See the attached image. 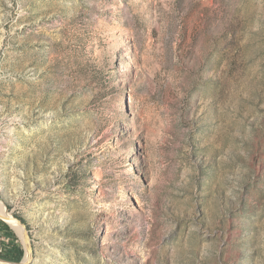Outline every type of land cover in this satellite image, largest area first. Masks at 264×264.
I'll use <instances>...</instances> for the list:
<instances>
[{
    "label": "rangeland",
    "instance_id": "374dc122",
    "mask_svg": "<svg viewBox=\"0 0 264 264\" xmlns=\"http://www.w3.org/2000/svg\"><path fill=\"white\" fill-rule=\"evenodd\" d=\"M0 205L24 264H264V0H0Z\"/></svg>",
    "mask_w": 264,
    "mask_h": 264
},
{
    "label": "trees",
    "instance_id": "16d2710c",
    "mask_svg": "<svg viewBox=\"0 0 264 264\" xmlns=\"http://www.w3.org/2000/svg\"><path fill=\"white\" fill-rule=\"evenodd\" d=\"M16 219L23 223L20 218L17 217ZM0 223L5 228L6 237L14 239L15 236L13 232L8 228V226L2 222ZM23 255L24 251L20 246H12L11 248H4V251L0 252V259L10 263H19L22 260Z\"/></svg>",
    "mask_w": 264,
    "mask_h": 264
},
{
    "label": "bare ground",
    "instance_id": "6f19581e",
    "mask_svg": "<svg viewBox=\"0 0 264 264\" xmlns=\"http://www.w3.org/2000/svg\"><path fill=\"white\" fill-rule=\"evenodd\" d=\"M8 213V212H7ZM6 213V211L3 209V207H2V205H0V216L1 217H3V218H5L7 221H6V223L10 226V227H12V229L18 234V235H20V236H22V234H23V231H22V228L19 226V224L16 222V221H14L13 220V218H12V216L10 215H8ZM0 264H4V263H2L1 261H0Z\"/></svg>",
    "mask_w": 264,
    "mask_h": 264
},
{
    "label": "water",
    "instance_id": "95a60500",
    "mask_svg": "<svg viewBox=\"0 0 264 264\" xmlns=\"http://www.w3.org/2000/svg\"><path fill=\"white\" fill-rule=\"evenodd\" d=\"M0 220L4 221L5 223L7 221L5 218H3L1 216H0ZM13 220L16 221L21 228H23V237H24V242H25V245H26L25 252H26V254H29L31 249H30V246H29V243H28V240H27L26 232L24 230L25 226H24V224H21V222L19 220H17L16 218H13ZM18 264H24V263L22 261H20Z\"/></svg>",
    "mask_w": 264,
    "mask_h": 264
}]
</instances>
